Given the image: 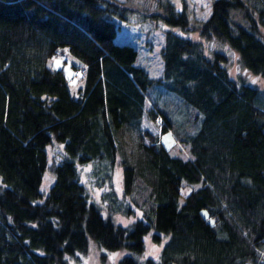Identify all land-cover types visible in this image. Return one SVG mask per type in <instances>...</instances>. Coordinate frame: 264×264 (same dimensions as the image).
<instances>
[{"label": "trees", "instance_id": "trees-1", "mask_svg": "<svg viewBox=\"0 0 264 264\" xmlns=\"http://www.w3.org/2000/svg\"><path fill=\"white\" fill-rule=\"evenodd\" d=\"M131 10L225 41L264 77V0H212L194 20L172 0H0V264H75L91 241L125 249L117 264H264V87L170 28L162 74L150 77L135 45L114 40ZM64 46L84 68L77 96L63 67L47 64ZM144 114L160 132L142 126ZM166 130L187 154L170 151ZM52 137L65 150L58 161ZM78 163L105 186L99 199ZM185 183L197 186L180 200ZM116 211L140 215L122 224ZM147 233L163 241L157 258L141 257Z\"/></svg>", "mask_w": 264, "mask_h": 264}, {"label": "rangeland", "instance_id": "rangeland-1", "mask_svg": "<svg viewBox=\"0 0 264 264\" xmlns=\"http://www.w3.org/2000/svg\"><path fill=\"white\" fill-rule=\"evenodd\" d=\"M175 6L178 8L185 3L186 8L191 14L190 19L194 20L196 18L206 17L211 8L212 0H172ZM251 0H248L250 3ZM150 4V3H149ZM134 8V7H133ZM151 9L149 10V12ZM147 15V13H145ZM144 14H140L136 10H131L128 13L127 20L120 21V27L117 29L114 40L116 42H129L137 48L136 63L141 65L150 77H158L162 74L163 63L161 58V48L164 43V30L167 28L173 29L179 33L190 35L193 38L201 40L203 47L205 49V54L212 57L214 50L223 51L226 58L221 60L228 70L230 76L244 81L264 87V77L259 73H254L249 71L238 58V54L233 50L225 41H221L218 38L212 36H201L198 34L197 30L183 31L178 27L170 26L169 24L163 22L160 19H149ZM232 17L235 20L242 21L241 14L238 12H232ZM226 43V44H225ZM48 65L61 66L65 72L68 79V87L70 94L77 96L79 94V87L83 86V72L80 67H74V64H81V61L74 56L67 48L64 46L59 53H56L47 59ZM151 91L154 90V86L150 87ZM169 94L173 92L168 91ZM142 126L150 129L154 132H160V125L158 121H152L147 117L146 114L142 117ZM160 137L164 144L171 147V152H178L185 155L187 154L185 147H180L181 144L177 143L174 147L172 146L174 142V137L170 130L163 131L160 133ZM48 159L50 161H58L65 151L63 148V143L57 141L52 137V140L46 144ZM79 171L81 175V180L87 185L89 192L96 198H100V194L104 191L105 186H95L93 187L91 181L88 178L89 171L91 169V164H79ZM121 165L116 164L113 171V182L116 186V190L121 194L122 191V179H121ZM54 179V175L45 170L43 172L42 181L40 184V190L42 193H46L50 183ZM197 184L185 183L181 187V194L179 199L182 200L183 196L189 192L192 188L196 187ZM40 200V198L38 199ZM106 203L102 202V212L105 214L107 211ZM112 217L119 223L129 224L133 220L134 216L140 215L138 211L133 214H126L121 211H116L111 214ZM162 239L160 241H154L151 239L150 233L144 236V250L141 257L151 256L158 257V253L162 244ZM125 253V249L109 250L102 247L96 246L92 241L88 246V250L81 254L80 261L75 264H117V260L121 254ZM263 257V255H262ZM264 260V259H263Z\"/></svg>", "mask_w": 264, "mask_h": 264}, {"label": "crops", "instance_id": "crops-1", "mask_svg": "<svg viewBox=\"0 0 264 264\" xmlns=\"http://www.w3.org/2000/svg\"><path fill=\"white\" fill-rule=\"evenodd\" d=\"M63 47L60 48V51L62 50Z\"/></svg>", "mask_w": 264, "mask_h": 264}]
</instances>
